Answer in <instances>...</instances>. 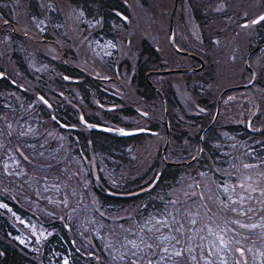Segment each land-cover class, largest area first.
Instances as JSON below:
<instances>
[{"label": "flooded vegetation", "instance_id": "obj_1", "mask_svg": "<svg viewBox=\"0 0 264 264\" xmlns=\"http://www.w3.org/2000/svg\"><path fill=\"white\" fill-rule=\"evenodd\" d=\"M192 2L177 0L176 7L178 4L182 13L176 23L174 14L170 33L171 14L168 21L162 12L159 17L160 6L155 0H0L1 242L16 246L27 257L36 258L38 264L46 260L47 264H63L65 259L68 264H78L83 256L82 262L107 250L116 239L122 240L116 238L112 226L129 228L126 224L137 220L135 214L150 218L157 214L158 206L153 202L149 205L147 200L111 205L109 199L114 197L105 193V188L134 193L124 197L127 200L143 192L153 193L159 177L146 188L160 175L159 171L148 176L151 166H157L155 143L163 139L159 151H166L176 135L182 139L185 133L182 150L185 145L192 147L193 135L198 132L194 130L204 129L213 116L211 108L219 90L248 83L253 72L262 74L264 82V41L257 40L259 23L250 24L263 9L264 0L250 1L252 10L240 16L224 13L226 8H218L219 3L210 12L201 7L197 16L192 12ZM246 20L248 23H243ZM214 44L224 46L219 49ZM217 49L222 54L213 56ZM149 50L152 59L157 52L161 60L147 65ZM232 54L237 56L235 67ZM206 55L211 61L207 69ZM242 58L244 63L239 65ZM142 66L147 67L145 73ZM256 75L246 90L258 84ZM207 78L211 80L206 82ZM230 87L225 88L218 108L230 106V117L227 123L221 120L218 124H241L247 131V120L253 125L257 111L244 122L238 121L247 117L246 102L239 105V92L248 101L253 90ZM118 129L133 133L112 131ZM94 133L119 144L108 142L115 147L110 151L94 147ZM20 167L36 175L33 188L23 185V169L18 176L13 174ZM48 175L60 187L48 195L58 197L62 191L63 202L51 203L38 189L41 177ZM81 179L95 203L78 201L83 192ZM104 182L108 184L105 187ZM100 190L103 194L98 193ZM32 203L36 211L30 209ZM45 204L50 214L37 216ZM93 209L99 214L103 210L107 216L94 215ZM27 214H34L47 233L31 232V215ZM82 217L86 221L80 222ZM61 226L66 228L73 249L57 245ZM94 226L99 234L92 237ZM80 227L87 230L86 236L79 234ZM139 234L144 237L143 231ZM148 251L156 252L154 248ZM146 255L138 253L139 264H144Z\"/></svg>", "mask_w": 264, "mask_h": 264}, {"label": "rangeland", "instance_id": "obj_2", "mask_svg": "<svg viewBox=\"0 0 264 264\" xmlns=\"http://www.w3.org/2000/svg\"><path fill=\"white\" fill-rule=\"evenodd\" d=\"M155 3L159 4V6H160V12H157L158 16L161 17L160 13L162 12V16H164L165 21H168L172 0H155ZM164 7H166V9H164ZM181 13H182V10L179 7V5L177 4L176 10H175V16H174V23H176L178 21ZM251 14H248V17L252 16ZM204 30L207 31V27H204ZM214 46L220 49L224 45L223 44H214ZM219 49H217L216 51H214V53H212L213 56H218V55L222 54V52L220 53ZM231 58L233 59L232 62H233V66L235 67V65H237L236 64L237 60H234V59H236L237 56L233 55V57H231ZM209 62L211 63V61H209ZM243 63H244V58H242V60L239 61V65H243ZM203 64H204V62H203ZM206 64H208V61H206ZM256 76L260 78V74L256 75ZM183 77H184V75H183ZM239 94H240L239 105L241 106V102L245 98V94L242 92H239ZM231 106L234 107L233 105H231ZM260 107H261V105L257 106V109H256L257 113L255 114V116H260L259 113H263V112H259ZM229 108H230V106L227 107L226 105H224L218 111V114H217L216 119H215L216 123H218V121H221V120H224L225 123L228 122L229 117H230L229 112L231 111ZM212 117L213 116H211L210 119H212ZM233 120L234 119H231L230 121L233 122ZM167 123L172 125L171 120H169V122H167ZM222 136H228V135H222ZM222 136L220 137V139H224ZM247 143L248 142L244 143L243 146H245V147L251 146L250 143L249 144H247ZM155 145L157 146L158 150H160L163 147V139H159V141H157L155 143ZM232 150H234V148H232ZM246 151L251 152L252 150L246 149ZM247 152L244 151V154L240 157L241 150L239 151V160L238 161L240 162V169H237L236 166H228V170L223 171L227 174L226 179L228 182L217 183V179L215 177L211 178V175H212V174H210L211 170H208L207 172H205V171H203V172L199 171L198 172V175H200L199 181H198L200 184V188L202 189V191L206 192L205 194H203V197H204L206 203L213 209H214V206H218V205H220L222 207L223 205L220 203V201H222V198H220L215 193V191L220 189L222 192H224L223 189L220 187V185H227L229 187L230 191L233 189L235 190L234 195L240 197L243 200V203H241V199H237V200L229 202V206L237 207V209H238L237 212L233 213V212H231V210H228L227 211L228 215H226L225 213H219L218 214L215 211V213L213 215L208 216L207 213L205 212L204 208L202 207V205H200L196 200L187 201L186 199H184L182 197H174V199L171 200V204L168 205V207H172L175 205L184 206L177 213L178 217H180V219L178 221V226L180 224H183L185 226V229H187V228L193 229L192 233H188L187 231H185L184 235L192 237V243L196 245V247L193 249V255H195L197 257V261L189 260L188 264H205V262L200 259L201 251H203L206 256L208 255L209 251H212V255L209 257V260H211L212 264H216V263L220 262V257H218L215 249L210 248L209 244H208L209 241H213L214 243H216L217 247H220L218 240H216L215 236L208 234L207 227L205 226L208 224L212 225L214 232L216 230V226L219 225V228L224 232L226 239L229 241L227 247L221 248V252H220V256H222L225 263L230 262V258H231V256H233V254L235 252V248H237L236 246H233L234 242H236V244L245 248L246 252L248 253L249 256H251V258H255V260H257L258 263H262V261H261L262 255L264 256V235H262V234L264 232V229L257 230V227L251 228V230L257 234L254 236L255 238H251L250 236H247L246 235L247 230H241V231L239 230V233L235 235L236 239H232L228 235L229 228L225 226L228 223H233L232 221H234V220H239L241 222V224H243V223L260 224V223L264 222V216L260 215L259 211H258V210H262L261 206L259 207V205H258V200H260V199L264 200V193L252 192L250 189L243 187L239 183V181L241 180V178L243 176H249L252 179L249 180L248 183H251L257 187H264V179H258L257 178V173H264V164H256V163L250 164L251 160L247 159V156H246ZM256 152H253V153H256ZM166 158H168V157H166ZM243 164L255 165V167L250 168V169H244L242 167ZM21 169H23V168L20 167L19 170L15 171L13 174L15 176H18V174H20V172H22ZM220 169H222V167H220ZM23 171H24L23 185L28 186V184H30V187L32 186V188H33V186L35 184L33 183L32 179L35 181L36 175H32L31 173L27 174V172L24 169H23ZM201 173H203V175H201ZM233 173H235V175H233ZM231 176H235V177H231ZM185 178H186L185 176L182 177V181H180L178 183L179 186L176 189L183 190V192H190L191 193L194 190V185H193L194 182L191 181L192 179H188V181L186 182ZM36 182H39V181H36ZM15 183L17 184V181H15ZM18 184L20 185L22 183L18 182ZM80 185H81L83 192L80 193V195L78 197V201L80 199V200H84L85 202H94L95 203V200H94L93 196L91 195V193L88 192V190H87L88 188L86 187V184L83 181V179L80 180ZM37 186L39 187L38 189H40L41 191H44L46 193L45 197H47V200H49L51 203L63 202L62 200H65V198L62 199V196H63L62 191H61V195L58 197H53V196L48 195L49 191H57L60 189L59 184H57L53 180V178L50 177L49 175L48 176H42L41 181L39 182V184ZM83 195H86V196L84 198H80ZM22 196H24L23 193H22ZM41 196L43 197V195H41ZM51 197H53V199ZM217 197H219V200H217ZM31 198H33V197H30L29 200H31ZM36 198H38V197H36ZM250 199H252L253 201H256L257 207H255L256 203H254V206H252ZM223 201H229V194L228 193H225V198L223 199ZM80 205H83L82 201H80ZM30 209L33 211L37 210L35 204H33V203L30 204ZM80 209H81V206H80ZM185 209H188L190 212H195L198 215L196 217H189L187 212L184 211ZM239 209H243V215L240 214ZM50 211H51L50 207H48L47 204H45L42 207H40V213L37 216H40V217L43 215L48 216L50 214L49 213ZM92 213L96 214L98 216L100 215L102 217L107 216L103 212V210L100 211V214H97L93 209ZM132 214H135V213H127L126 216H129ZM27 215H31V217L29 218V224H28V229L31 232L39 231L40 233H43V235L47 233V231L44 229L43 226H40L39 224H37L35 218H33V217H35L34 214H27ZM135 215H136L137 219L139 220V222H142L141 225L143 228H145L149 233L154 232L152 237L150 235L147 236L146 241H145L146 243H151L154 246L159 245L160 247H163L164 242L158 241L156 239V237L158 235H166L167 236V235L175 234V235H177L178 239L182 238L179 234H176L175 229H172V227H171L170 221H174V218H171L169 220V219L165 218L164 215L163 216L159 215L160 217H158V216H156V214H154V216H151L150 218H144V217L140 218L138 214H135ZM193 218L196 219V221H197V223L195 225H192L189 223V220L193 219ZM84 220H85V217L80 218V222L84 221ZM144 221H148L149 224L152 225L151 230L149 229L148 226L144 225ZM126 225L128 227H131V228L133 226V224H126ZM163 225H167V227H164ZM233 225L241 227L240 224H234L233 223ZM112 228L117 232H121V233L129 235L130 236L129 241H133V240L137 241V239H139V235L137 232L138 227L136 229L127 230L123 227L119 228L117 225H114V226H112ZM156 229H158V231ZM196 229H201V230L196 231ZM79 230L81 233H83L82 227H80ZM170 230H172V231L170 232ZM92 232L94 234L98 235L99 234L98 227L94 226V229ZM240 232H242V233H240ZM201 236L205 237L203 247H201V241H200ZM151 238L153 240L152 242H151ZM168 242L172 243V241H168ZM106 243H107V240H106ZM185 243H187V241H185ZM153 248L158 253V248H156V247H153ZM185 257L187 258V254L185 255Z\"/></svg>", "mask_w": 264, "mask_h": 264}, {"label": "trees", "instance_id": "obj_3", "mask_svg": "<svg viewBox=\"0 0 264 264\" xmlns=\"http://www.w3.org/2000/svg\"><path fill=\"white\" fill-rule=\"evenodd\" d=\"M251 1V3H258V0H205L204 3H198V0H194V2L191 3V9L192 12L199 16L201 15V7L205 8L208 12L211 11L212 8H214V5H216V3H219V5L217 6L218 8H220V6L226 8L224 10V13H228L230 14H236L235 16H240L241 14H245V12L251 11L253 7V4H249ZM180 2V0H178V3ZM263 0H260V3H262ZM261 9L264 8V5H262L260 7ZM220 13V12H219ZM256 31H257V40L259 42L264 41V21H260L259 24L256 25ZM256 38V37H255ZM153 59L151 58V53L150 50L149 52H146V55L148 56V64H151L152 61H156L159 62L161 60V56L158 55V53L153 52ZM143 54V53H142ZM206 61H208V64L206 66V69L208 68L209 65H211L210 58L206 55ZM147 70L146 66H142V72L145 73V71ZM258 72V71H257ZM259 73V72H258ZM208 73L205 71L204 75H207ZM260 74V73H259ZM262 74H260V81H258V84L255 85L253 88L246 90L251 91L250 94V99L251 101H246L245 99L244 102H246L245 105H247L246 107V112H247V117H242L243 119H239L238 121H245L246 118L248 119L249 116L253 115L254 112L257 109L258 105H261L260 107V111L259 112H263V113H259L260 116H256L257 120H254V124H253V128L256 127H261L260 131L257 132H250V131H246L245 128L239 124V126L237 127H232V126H228V125H222L220 126V123H216L214 122V124L207 130L204 139L202 140V151L200 153L199 158H197L195 161L191 162V163H185V161H187L188 159L190 160L193 156L197 155L199 152V148L198 146L199 144V137L200 134L202 132L201 129L203 128H198L194 131H198L197 133H195L193 135L192 138V147L185 145L186 148H183L182 150V142H185V138H183V136L185 135V131H182V139L178 138L180 136H175V141L174 144L171 145L169 144L168 148L166 149V152L164 151L165 155L164 158L162 157L161 152L158 150L157 155L153 156V158H155V161L157 163L156 165H152L151 168L148 171V176L151 174L152 175H156L159 171V179H158V183L156 185V187L153 189V193H141L135 197H133L130 200L124 199L123 198H113V199H109L111 205H120V204H126L128 201H139V200H147L150 201L149 205L153 202L154 206H158L155 209H158V211H163L164 210V206H168L171 204V200L174 199V197H179L180 194L183 192V190H179L176 189L179 185L178 183L180 181H182V177L185 176V180L186 182L188 181V179H192L191 181H193V185H194V190L196 195H194L190 200H196L200 205L205 206L208 208V211L210 214H212V210H216L219 213H222L223 210L225 208H222L221 206H214V209L211 208L205 201V199L201 200L199 197L200 195L203 196V192L198 189V187H196V185H199V176L198 172L201 171H205L207 172L208 170H211V173H216L215 171L217 170H222L225 171L228 169V166H236L237 169H240V162L239 160V152L237 154L234 153H230V154H226L225 152H227V150H231L232 147L225 146L223 148L222 151L218 150L217 145L218 144H222L223 140L220 139L221 135H227L228 133L232 132L234 134H238L242 137L247 136L246 142H248L247 144H249V142L255 141V140H259L262 142V145H264V82L262 81ZM211 79L207 78L206 82H209ZM143 84L147 87L146 89L149 90V92L153 93L151 87L148 86V84L146 83V81H143ZM230 86L226 85L224 87V90H219L220 94H224L227 89ZM219 89V88H218ZM223 92V93H222ZM216 97V94H215ZM215 99V98H214ZM214 104V103H213ZM213 110V106L211 108ZM258 114V115H259ZM255 116V115H254ZM253 116V118H254ZM239 118V117H237ZM243 121V122H244ZM210 122V121H209ZM208 122V123H209ZM208 123L206 124V126L208 125ZM225 128H227L226 131ZM240 130L242 129V131H234V130ZM225 130V131H223ZM201 131V132H200ZM222 131V132H221ZM188 137V135L186 136ZM92 142L94 147H100L104 150H112L113 148H115L112 145L115 144H119V143H115V141H113L112 139H108L106 136H102V134L100 133H94V135L92 136ZM108 142H112V145H108ZM253 147V146H252ZM263 148V147H262ZM236 149V148H234ZM238 151L241 150V154L240 157L244 154V151H246L245 148H238ZM256 151H262L259 153V155L253 153ZM253 152H247L246 156L248 160H251L250 164L256 163V164H264L261 162L263 161L264 158V151L263 149H254ZM195 153V154H194ZM168 158H166V157ZM150 155L145 156L144 158H149ZM173 158V159H170ZM185 159V160H184ZM147 160V159H146ZM256 161V162H255ZM146 162V161H145ZM144 166V165H143ZM220 167H222V169H220ZM185 182V183H186ZM104 187L107 186V182H104ZM192 191V190H191ZM216 192L218 193V190H216ZM98 193L103 194V190H100ZM190 193V192H189ZM103 199L106 197H102ZM161 200L163 205L161 204V202L159 201ZM158 202V203H157ZM252 206H254V203H256V201H250ZM167 204V205H166ZM258 205L259 207L261 206L262 210H258L260 215L264 216V200L260 199L258 200ZM179 206V205H178ZM255 207H257V203L255 205ZM223 209V210H222ZM3 226L2 224H0V232L3 231ZM239 230H244L243 227H238L236 228V232H234V235L239 233ZM61 237L57 238V245L62 248V249H66L67 247H70L73 249V245L69 239V237L67 236V230L64 226H61ZM242 233V232H240ZM79 248L83 247L82 242L78 243ZM17 247L16 246H8L6 244H4L3 242L0 241V264H38L36 258L34 257H27L26 255H24L23 253H21L20 251L16 250ZM88 260H91V257H87ZM254 263L256 264L257 261ZM44 264H47V260L44 261ZM110 264V263H108Z\"/></svg>", "mask_w": 264, "mask_h": 264}, {"label": "snow or ice", "instance_id": "obj_4", "mask_svg": "<svg viewBox=\"0 0 264 264\" xmlns=\"http://www.w3.org/2000/svg\"><path fill=\"white\" fill-rule=\"evenodd\" d=\"M257 21H264V13H261L260 15H257L255 20H252L251 23L255 24ZM248 21H245V24H247ZM39 26V25H37ZM112 47H115V44L111 45ZM2 75V73H0ZM253 76L256 75L255 72L252 73ZM251 83V81H249ZM43 100V97H41ZM47 103V101H45ZM11 127V125H9ZM119 131H123V129H118ZM23 134V133H21ZM27 159V157H25ZM15 162V161H14ZM264 163V162H261ZM242 167L244 169H250L254 168L255 165H250V164H243ZM203 175V173H201ZM235 175V173H233ZM257 178L258 179H264V173H257ZM252 178L249 176H243L241 180L239 181L240 185L243 187L250 189L252 192H261L264 193V187H257L251 183H248L249 180ZM151 187V185L149 186ZM196 187H199V185H196ZM220 187L223 189L225 193L229 194V201H220V203L224 206L225 209L229 208V202L234 201L237 199H241L240 197L234 195V189L230 191L229 187L227 185H220ZM193 195H196L195 192H193ZM188 197L186 196L185 199ZM201 200L204 199L202 195L199 197ZM217 200H219V197H217ZM241 203H243V200L241 199ZM3 207H7V205H3ZM231 212L235 213L238 211L237 207L232 206L231 207ZM187 212L189 217H196L198 214L195 212H190L188 209L184 210ZM240 214L243 215V209H239ZM168 215H171L169 213ZM179 217H177V220ZM234 224H240L241 227L243 228H256L260 227L264 229V222L260 224H241L239 220H234L232 221ZM189 223L192 225H195L197 223L196 219H190ZM144 225L148 226L149 229L151 230L152 225L149 224L148 221H144ZM164 227H167V225H163ZM207 227V231L209 235H214L216 240H218L219 246L217 247L216 243L213 241H209V247L212 249H215L218 257H220V264H225L222 256H220L221 248H226L229 241L226 239L224 232L219 228V225L216 226V230L214 232L212 225L208 224L205 225ZM65 227H68V225H65ZM158 231V229H156ZM201 229H196V231H200ZM143 231V229H141ZM172 230H170L171 232ZM187 231L188 233H192L193 229L192 228H187L185 229V226L183 224H180L178 227L175 229V233L179 234L182 238L178 239L177 235L171 234V235H158L156 239L158 241H162L163 247H160L159 245H153L151 243H144L142 240L141 241H126V243L131 244L132 248L135 249V251L130 252V257L132 259V264H139L140 257L138 256V253H144L147 252V255L144 256V264H188V261H197V257L193 255V249L196 247L195 244L192 243V237L191 236H185L184 233ZM43 235V233H41ZM17 239H20L17 237ZM204 240L205 237L201 236L200 241H201V247L204 246ZM168 241H172V243H169ZM187 241V243H185ZM21 243H23V240H21ZM153 247L158 248V253L157 252H150L148 251L149 249H152ZM238 252L243 255V249H237ZM187 254V258H185V255ZM91 255V253H89ZM212 255V251L208 252V255L206 256L203 251L200 253V259L205 262V264H212L211 260H209V257ZM120 259L123 260L125 259L124 256H120ZM64 264H68L67 259H65ZM239 264V262H237Z\"/></svg>", "mask_w": 264, "mask_h": 264}]
</instances>
